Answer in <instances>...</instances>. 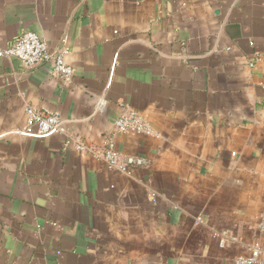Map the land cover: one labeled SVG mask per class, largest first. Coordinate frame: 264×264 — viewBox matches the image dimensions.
<instances>
[{"label":"crops","instance_id":"crops-1","mask_svg":"<svg viewBox=\"0 0 264 264\" xmlns=\"http://www.w3.org/2000/svg\"><path fill=\"white\" fill-rule=\"evenodd\" d=\"M53 63L0 58V264H264V0H0ZM66 134L25 133L26 108ZM136 112L155 135L119 134ZM108 141L129 173L90 151ZM224 242L221 244V242Z\"/></svg>","mask_w":264,"mask_h":264},{"label":"built area","instance_id":"built-area-1","mask_svg":"<svg viewBox=\"0 0 264 264\" xmlns=\"http://www.w3.org/2000/svg\"><path fill=\"white\" fill-rule=\"evenodd\" d=\"M66 52L52 56L48 45L35 33L25 32L19 36L13 46L0 49V58L18 59L25 69H33L45 62L53 63V75L64 82H70L74 70L65 61ZM27 122L25 133L38 138L47 137L53 134L64 135L66 128L64 121L58 113H49L39 110L33 106L26 108ZM115 130L119 134H138L154 136L155 133L148 122L136 112H128L120 116L115 122ZM66 148H73L78 153L90 151L97 158H101L109 169H116L123 173H129L132 166H140L143 160L136 158L124 159L115 148L113 141L106 143L102 153L95 152L88 145L71 136L65 141ZM260 229L264 231V212L260 218ZM224 242L222 241L221 244ZM261 249L255 246L250 251L249 257L239 258L234 264H257L261 259Z\"/></svg>","mask_w":264,"mask_h":264}]
</instances>
